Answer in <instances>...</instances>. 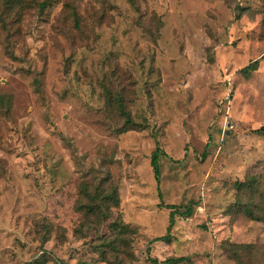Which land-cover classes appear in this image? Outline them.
<instances>
[{
  "label": "rangeland",
  "instance_id": "1",
  "mask_svg": "<svg viewBox=\"0 0 264 264\" xmlns=\"http://www.w3.org/2000/svg\"><path fill=\"white\" fill-rule=\"evenodd\" d=\"M263 126L264 0H0V264H264Z\"/></svg>",
  "mask_w": 264,
  "mask_h": 264
},
{
  "label": "trees",
  "instance_id": "2",
  "mask_svg": "<svg viewBox=\"0 0 264 264\" xmlns=\"http://www.w3.org/2000/svg\"><path fill=\"white\" fill-rule=\"evenodd\" d=\"M258 61H255L252 65H249L247 68L243 69V72H245L246 74H249L251 71L256 70V65H257ZM123 115L126 118V122L127 124H133V120L130 117V114L125 111L124 108L121 109ZM258 132L261 133L262 135H264V126L261 127L260 129H258ZM165 155V152L163 151V149L157 145L155 150L153 151L152 155H151V166L153 168V173H154V177L157 183V189L159 192V196L162 197L161 194V158ZM255 178L254 179H249L247 182L244 183H237V186L240 190H242L243 188H252L253 187V183H255ZM83 190L85 192H89V187L85 186L83 187ZM95 193L99 194L101 196V194L98 192V190L95 191ZM106 198L112 199L114 200V202L116 204L119 203V199L117 196V190L113 189V192L108 193L105 195ZM104 198L103 201L106 199ZM96 200V199H95ZM95 200L92 199L93 202H95ZM159 206H163V204L161 203ZM196 204L195 203H190L188 205H166V208L170 210V219H169V226H168V231L171 230V228L173 227L175 220L179 217H184V218H188L191 217L194 213V208H195ZM89 210L91 211V213L95 214V213H99L102 212V208L101 206H99L97 204L90 207ZM247 215L252 217L255 220L258 221H263L264 222V211L262 213H254L252 210H248L246 211ZM112 228L114 231L120 230V234H125V235H132L134 234V229L132 227H130L129 225H126L122 222L120 223H114L112 225ZM170 237L169 234L165 235V236H161V237H157L155 238L152 242H157V241H169ZM117 243V240H111L108 242V244L112 247H115ZM131 250V251H130ZM125 254V257L128 259L133 258V254H132V249L131 247L129 248V251L126 249L123 251ZM106 253L103 252V258L106 259L105 257Z\"/></svg>",
  "mask_w": 264,
  "mask_h": 264
}]
</instances>
